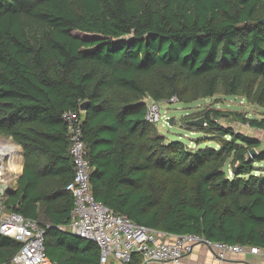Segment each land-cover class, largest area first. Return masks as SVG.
Masks as SVG:
<instances>
[{"label":"trees","instance_id":"16d2710c","mask_svg":"<svg viewBox=\"0 0 264 264\" xmlns=\"http://www.w3.org/2000/svg\"><path fill=\"white\" fill-rule=\"evenodd\" d=\"M216 95L264 108V0H0V137L24 159L5 210L48 225L52 264L99 263L94 243L59 230L74 209L72 113L98 202L139 226L264 249V145L219 124L264 130V113L203 109L202 127L186 121L215 146L203 148L163 144L144 120L145 97ZM18 250L0 235V263Z\"/></svg>","mask_w":264,"mask_h":264},{"label":"built area","instance_id":"2783aa9c","mask_svg":"<svg viewBox=\"0 0 264 264\" xmlns=\"http://www.w3.org/2000/svg\"><path fill=\"white\" fill-rule=\"evenodd\" d=\"M168 102L174 103L177 99L173 97ZM159 104L152 102L144 117L145 122L154 128L160 121L167 124V118L160 115ZM62 118L68 126L69 155L73 162V178L65 190L73 197L74 209L69 225L59 227V230L94 243L100 253L98 264H124L134 254L142 256V264H179L184 255L190 254L193 247L202 242L220 262L230 255L243 253L264 256V249L207 242L191 234L174 235L136 225L127 217L115 214L92 194L87 152L76 114H65ZM258 132L264 134V130ZM7 144L13 148L9 149ZM18 147L11 140L0 138V190L2 185H7L6 174L10 171L13 154L17 152L20 157ZM228 173L230 177L231 172ZM4 195L0 194V235L17 243L19 250L11 259L0 264H52L44 249L48 225L16 212H7L3 205Z\"/></svg>","mask_w":264,"mask_h":264},{"label":"rangeland","instance_id":"374dc122","mask_svg":"<svg viewBox=\"0 0 264 264\" xmlns=\"http://www.w3.org/2000/svg\"><path fill=\"white\" fill-rule=\"evenodd\" d=\"M214 98L218 102L217 104L214 105H213V99H209V98L200 100L189 106L183 105L179 102H174V103L168 101L159 102L160 115L162 117H166L167 119L172 118L173 122L172 125L170 126L168 125V123L163 124V122L160 121L157 124L156 128L150 127L151 133L152 134L154 133L158 136H162L164 138L162 139L163 144H168L171 142H181L184 145H187L191 148H194L196 145L202 148L204 146L212 147L214 145L211 143L203 144L202 142H199L200 140H204L206 132L187 126L186 121L192 120L197 117L199 118V113L203 111V109L206 108L208 109L211 106H213L214 109L219 110L221 113L224 114L225 112L240 113L243 116H247L248 119L256 118L259 115V113L264 112L263 108L251 104L249 101H247L245 98L242 97L216 95L214 96ZM143 102L148 107L152 104L153 101L151 98L145 97L143 99ZM175 122H177V124ZM219 124H221L223 127L229 126L230 124L232 127L236 129V131L242 132L246 136L257 139L262 144H264V134L262 132L259 133L258 130H254L250 128L247 124L243 125L237 121L225 122L223 121V119L219 121ZM212 136L213 135H211V137ZM5 139H10V138H5ZM197 142H199V144H196ZM229 163L230 161L227 163L226 165L227 167ZM14 166L19 167L20 165L16 163L11 168H9L11 173L16 172L14 170ZM12 181H15L14 177L12 178Z\"/></svg>","mask_w":264,"mask_h":264},{"label":"crops","instance_id":"0c3cea01","mask_svg":"<svg viewBox=\"0 0 264 264\" xmlns=\"http://www.w3.org/2000/svg\"><path fill=\"white\" fill-rule=\"evenodd\" d=\"M18 148L20 150V158L18 161V164L20 165V172H18L17 174L11 173L10 171L7 172V190L5 191L4 197L6 195H9L10 192H13L16 189L17 180L22 173L24 159L20 147ZM13 177L15 178V181H12ZM179 264H264V256H254L248 253H243L239 255H230L226 257L224 261L220 262L215 259V257L207 249V247L202 244H198L193 247L192 252L190 254L184 255L182 257Z\"/></svg>","mask_w":264,"mask_h":264},{"label":"water","instance_id":"95a60500","mask_svg":"<svg viewBox=\"0 0 264 264\" xmlns=\"http://www.w3.org/2000/svg\"><path fill=\"white\" fill-rule=\"evenodd\" d=\"M85 105H86V103L80 104L79 110L83 112L85 110ZM166 121H167L168 125L171 126L172 125V122H173V119L172 118L171 119H166ZM175 123L177 124V122H175ZM188 124L189 125H192V126L202 127V125H203V118H199L197 120L189 121ZM256 154H257L256 150L255 149H252L248 153L245 154V159L246 160H249L250 158H252ZM6 190H7V185L6 184L2 185L1 190H0V194L1 195H4V193H5ZM202 244H203V242H202Z\"/></svg>","mask_w":264,"mask_h":264},{"label":"bare ground","instance_id":"6f19581e","mask_svg":"<svg viewBox=\"0 0 264 264\" xmlns=\"http://www.w3.org/2000/svg\"><path fill=\"white\" fill-rule=\"evenodd\" d=\"M214 101H215V100H214ZM7 147H8L9 149L13 148V146L10 145V144H7ZM16 153H17V152H16ZM16 153L13 154V156H12V158H11L12 161H10V164H9V167H10V168H11L14 164H16L17 161H19V158H20V157H19ZM14 170L16 171L14 174H17L18 172H20V166H19V167L14 166Z\"/></svg>","mask_w":264,"mask_h":264}]
</instances>
